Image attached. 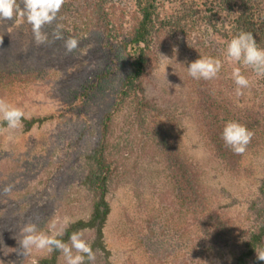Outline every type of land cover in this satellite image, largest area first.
I'll return each mask as SVG.
<instances>
[{"label": "trees", "instance_id": "trees-1", "mask_svg": "<svg viewBox=\"0 0 264 264\" xmlns=\"http://www.w3.org/2000/svg\"><path fill=\"white\" fill-rule=\"evenodd\" d=\"M167 1L66 0L60 10L59 16L63 19L58 22L64 25L65 39L69 36L79 39L82 34H88L97 39L104 53L103 58L83 75L77 87L64 93L66 111L85 120L95 103L108 97L110 103L101 112L92 133V144L83 158L82 185L86 191V205L81 211L84 214L62 227L65 234L58 238L67 243L73 232L84 230L96 252L95 264H110L112 254L106 240L112 213L109 196L114 188L124 183L137 198V210L146 213L141 244L148 249L156 247L157 231L162 233L165 227L175 224L179 226L187 251L196 260L208 258L210 264H264L256 260L255 250L264 248V174L247 198L242 217L232 213V204L220 202L214 208L217 197L211 193L207 169L194 161L181 147L176 133L163 123L164 111L146 87L148 77L150 79L158 67L170 41L184 34L185 26L199 19L206 20L215 33L228 40L241 31L251 32L258 46L264 48V0H207L202 3L176 0L171 11L167 9ZM247 68L241 71L248 77L253 69ZM21 76L0 72V79H6L10 85L13 79L19 80ZM227 80L235 90L232 72ZM209 82L190 80L198 119L216 158L225 169L233 170L256 146L261 114L250 109L245 110L246 114H239L234 101L222 96ZM53 117L24 118L21 122L23 132H30ZM231 120L246 125L255 133L242 155L235 154L222 139L224 126ZM123 126L127 127L126 134L138 140L134 149L118 147L116 143L117 132ZM5 128L6 122L0 121V130ZM82 136L84 138L85 134ZM126 151L133 153L134 160L122 159V152ZM10 159L0 161V189L8 183L16 185L22 176L21 161L15 157ZM34 165L37 167L36 162ZM39 219L37 225H41L39 230L43 231L44 215ZM121 224V230L126 228L124 232H133L125 226L130 224L128 214ZM23 264H65V258L58 250L45 249ZM85 264H89L87 259Z\"/></svg>", "mask_w": 264, "mask_h": 264}, {"label": "rangeland", "instance_id": "rangeland-1", "mask_svg": "<svg viewBox=\"0 0 264 264\" xmlns=\"http://www.w3.org/2000/svg\"><path fill=\"white\" fill-rule=\"evenodd\" d=\"M115 1L126 3V0ZM175 1H167L169 11ZM53 27L44 29L50 39ZM0 40H3L0 43V72L22 74L19 80L13 79L11 85L6 79H0V97L22 107L26 117L54 116L27 133L23 132L22 126L0 130V161L15 157L21 161L23 169L21 178L10 193L2 192L4 186L0 189V264H23L45 251L34 248L27 255L19 252L18 239L22 238L21 229L25 224L32 222L37 225V220L41 221L39 216L44 215L43 232L50 234L73 218L83 216L81 209L86 205V191L82 185L83 158L110 98L95 103L85 120L66 111L64 93L76 88L89 68L104 56L97 39L90 38L88 34H82L77 49L66 54L61 40L37 45L26 17L16 16L14 21L0 20ZM228 41L215 33L204 19L188 24L184 34L170 41L169 49L161 56L151 78L148 77L146 87L148 94L159 101L164 111L161 116L163 123L176 133L181 147L194 161L207 169L211 193L217 197L214 208L220 202L232 204V213L242 217L247 198L264 174V78L257 77L254 71L248 72L252 88L243 89L241 96L236 95V89L230 88L227 79L235 66H245L227 60ZM200 55L217 57L223 62L218 76L208 83L210 86L230 98L231 102L233 100L239 114H246V109L261 114L256 146L233 170L225 169L216 158L198 119L190 83L193 77L189 75L188 67ZM126 128L123 126L121 131L118 130L116 143L118 147L131 146L134 149L138 140L126 134ZM82 133L84 138H81ZM133 156L131 152H122V159L126 161L134 160ZM109 198L112 213L106 228V240L112 254L110 264H210L208 258L196 260L187 251L179 226L175 224L165 227L164 234L157 231L156 247L148 249L141 244L146 213L139 208L137 210L134 193L122 183L112 190ZM127 214L130 224L125 226L133 232L120 229Z\"/></svg>", "mask_w": 264, "mask_h": 264}, {"label": "clouds", "instance_id": "clouds-1", "mask_svg": "<svg viewBox=\"0 0 264 264\" xmlns=\"http://www.w3.org/2000/svg\"><path fill=\"white\" fill-rule=\"evenodd\" d=\"M66 0H0V20L14 21L16 16L26 17L31 25L34 40L37 45L63 40L66 54H71L79 46V41L74 36L65 39L64 25L59 23L60 10ZM51 39L44 31L46 26H53ZM3 40H0L2 43ZM226 58L231 62L241 63L251 67L257 77L264 78V48L258 46L251 32L241 31L227 42ZM223 66L220 58L203 56L191 62L188 73L194 79L211 80L218 76ZM232 79L236 84V95H243V89L250 87V79L245 76L240 67L232 70ZM25 112L22 107H17L0 97V121L7 124L8 129H17L22 126ZM254 132L238 121H228L223 129L222 139L235 154L242 155L251 143ZM13 185L3 187L2 192L8 194ZM67 223V221H65ZM22 238L18 239L19 252L27 255L35 249H46L49 252L58 250L65 258V264H95L96 252L85 237V231L73 232L69 242L62 239L64 229L51 231L50 234L40 231L35 223L29 222L21 229ZM256 260L264 261V248H256Z\"/></svg>", "mask_w": 264, "mask_h": 264}]
</instances>
